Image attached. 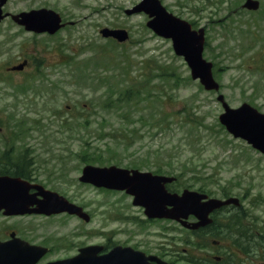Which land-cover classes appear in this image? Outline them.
I'll list each match as a JSON object with an SVG mask.
<instances>
[{"label":"rangeland","instance_id":"rangeland-1","mask_svg":"<svg viewBox=\"0 0 264 264\" xmlns=\"http://www.w3.org/2000/svg\"><path fill=\"white\" fill-rule=\"evenodd\" d=\"M161 1L174 13L181 2L187 13L209 17L204 56L214 63L221 92L233 107L249 102L264 112V10L254 17L245 13L236 18L225 17V5L214 10L216 1ZM139 2L8 0L5 4L4 10L11 14L52 8L70 22L55 35L27 31L11 16L0 23V169H13L8 166L17 159L27 160V170L38 182L83 206L91 220L70 215L0 216V220L15 228L57 230L54 233L67 235L68 245L139 244L149 252L164 253L165 259L186 254L177 260L188 264L194 247L178 240L174 225L151 223L128 194L80 181L83 167H161L163 172L172 169L182 175L183 185L209 177L215 183L228 181L234 190L241 182H253L264 192V154L220 123L223 107L218 93L192 78L172 41L148 28L149 16L126 13ZM103 27L126 28L130 38L124 42L105 38L100 33ZM24 59H29L24 70L7 69ZM128 89L133 91L125 100Z\"/></svg>","mask_w":264,"mask_h":264},{"label":"water","instance_id":"water-1","mask_svg":"<svg viewBox=\"0 0 264 264\" xmlns=\"http://www.w3.org/2000/svg\"><path fill=\"white\" fill-rule=\"evenodd\" d=\"M6 0H0V21L7 14H3L2 6ZM249 7H257V0H248ZM145 11L150 20L147 25L156 33L173 40V47L178 55H183L191 67L193 78H199L207 89L219 90L220 85L214 79L212 62L203 58L204 31L191 30L190 24L172 13L161 3V0H142L131 9L128 14ZM15 21L25 25L28 30L36 32L55 33L64 24L58 12L53 9L41 8L29 12H21L13 15ZM106 37L113 36L120 41H125L129 35L126 29H111L105 27L101 30ZM25 63L14 66V69H22ZM218 99L222 101L225 111L220 115V121L236 137H242L254 147L264 152V113L260 112L251 104L245 102L234 108L225 101L224 95ZM80 180L93 183L98 186L127 189L135 196L134 202L146 207L149 216L177 218L183 215L186 208L195 209V203L186 191L182 197L176 193H170L165 183L172 181V177L153 174L149 171L131 170L111 166L86 165ZM37 188L36 193L30 194L29 189ZM42 195V199L34 196ZM37 206L29 209V205ZM174 205L169 208L168 206ZM7 208V212L14 213L30 212H59L68 211L77 213L86 220L89 215L81 206L71 203L56 192L49 191L44 187L28 183L20 177L0 176V208ZM101 246L88 245L80 248L79 255L68 260L58 261L52 264H150L148 257L141 252L133 251L130 247L115 248L108 254L98 255ZM160 264H167L160 261Z\"/></svg>","mask_w":264,"mask_h":264},{"label":"flooded vegetation","instance_id":"flooded-vegetation-1","mask_svg":"<svg viewBox=\"0 0 264 264\" xmlns=\"http://www.w3.org/2000/svg\"><path fill=\"white\" fill-rule=\"evenodd\" d=\"M206 1H216L215 3L217 4L214 5V10L220 4L222 7L225 5L223 7L225 17L235 15L238 16L236 18H239L245 13L254 17L264 10V0H257V8L247 6L248 0ZM181 6H183V3L179 2L175 11L176 15L188 20L194 29L204 28L205 34L208 35L210 29L209 17L205 18L200 12L196 13L197 15L195 13H187L186 7ZM189 14L192 15L189 17ZM210 14L216 16L217 12L212 11ZM201 20H205V22L202 23ZM242 175L246 177L248 173H243ZM31 176L34 177V175ZM180 176H175L173 181L167 183L166 186L170 191L182 193L185 189H191L206 196L202 201L217 198L222 201L228 200V203L214 207L208 216H205L204 209L200 208L194 213H187L181 220L148 217L146 208L141 204L135 203L134 196L128 193L127 190L106 187L96 188L110 193L120 192L128 194L132 197L134 205L142 207L144 214L151 223L168 222L174 225L177 229L178 240L181 243L188 244L190 247H194L191 248L193 252L187 259L188 264H264L261 261L264 259V192L256 188L253 182L248 184L241 182L235 186L234 190L233 187L228 185V181L215 183L211 182L208 179L209 177L199 180L198 183L193 182V178L191 183L183 185ZM193 177L196 176L193 175ZM47 189L53 190L48 187ZM31 191L34 193L36 190L32 189ZM34 198L40 199L39 196H34ZM30 208L34 207L31 206ZM66 215L79 218L77 214H71L67 211L52 213L27 211L19 214H7L3 209L0 210V216L5 218L42 216L46 219H52ZM184 221L187 223H183ZM195 225L197 227H193ZM16 227L13 224H4L0 220V264H49L79 255V243L72 242L68 245L67 235L61 236L62 234H59V232L54 233L57 230L54 232L53 229L43 230V227L40 226L38 228L25 227V231L18 226ZM94 244L102 245L103 252L104 250L112 249L109 248L110 244ZM118 245L121 244L114 245V247ZM130 246L136 251L146 252L147 255H155L171 264H181L177 259L186 257V254L185 256L175 254L174 258L165 259L163 258L165 256L164 253L149 252L147 248L144 249L139 244ZM201 248V252H195ZM101 254L103 253L100 252L99 255ZM151 263L156 264V261L152 260Z\"/></svg>","mask_w":264,"mask_h":264},{"label":"trees","instance_id":"trees-1","mask_svg":"<svg viewBox=\"0 0 264 264\" xmlns=\"http://www.w3.org/2000/svg\"><path fill=\"white\" fill-rule=\"evenodd\" d=\"M117 60V58H116ZM130 91H133L132 89H128L126 92H125V100L128 99L129 95H131V92ZM135 92H139V89L135 90ZM120 99V98H119ZM122 99V98H121ZM88 162H91V161H88ZM7 166V165H5ZM8 167H12L13 169H4V170H0V173H8L10 172L11 174H17V175H21V176H24V177H28L29 175V172L27 171L26 167L24 166L23 162L22 161H19L18 163L16 164H13V166H8ZM12 170V171H11ZM156 172H163V168L159 167L157 168V170H155Z\"/></svg>","mask_w":264,"mask_h":264}]
</instances>
